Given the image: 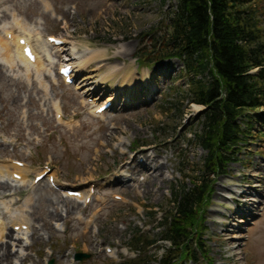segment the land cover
I'll list each match as a JSON object with an SVG mask.
<instances>
[{
  "label": "rangeland",
  "instance_id": "374dc122",
  "mask_svg": "<svg viewBox=\"0 0 264 264\" xmlns=\"http://www.w3.org/2000/svg\"><path fill=\"white\" fill-rule=\"evenodd\" d=\"M177 5V0H0V31L8 28L15 35H29L42 62L48 68L54 65L36 74L22 66L11 69L0 60V165L23 162L29 180L26 186L12 187L8 199L0 197V219L8 224L23 217L32 231L21 248L15 237L9 240L11 264L132 260L135 253L125 247H131L134 232L156 237L162 231L153 230L157 223L151 210L168 212L172 197L192 187L191 179L199 176L207 157L195 139L203 108L182 99L188 78L177 59L140 65L143 49L155 36L165 35V21ZM51 36L67 43L61 59L47 46ZM89 49L103 57L76 69L75 86L63 84L57 71L62 59L74 56L78 65L79 56ZM130 77L137 92L128 84ZM109 100H114L115 109L103 117L94 115L95 108ZM178 102L181 108L168 104ZM255 112L248 113L254 119L249 125L253 139L243 147L239 162H232L214 184L206 232L208 257L214 264H264V108ZM115 134L113 140L110 135ZM131 149L137 157L160 154L157 161L164 166L165 185L148 180L149 173H132L139 159H132ZM46 166L53 169L61 188L82 190L92 198L90 204L66 198L45 181L33 188L31 182ZM249 182L262 187L261 196L252 194L258 207L248 216L228 220L236 207L217 193L227 188L244 192ZM10 231L19 232L12 224ZM78 254L85 258L76 261ZM143 254L138 260L146 262L163 252L146 249Z\"/></svg>",
  "mask_w": 264,
  "mask_h": 264
},
{
  "label": "trees",
  "instance_id": "16d2710c",
  "mask_svg": "<svg viewBox=\"0 0 264 264\" xmlns=\"http://www.w3.org/2000/svg\"><path fill=\"white\" fill-rule=\"evenodd\" d=\"M177 2L165 21V35L155 36L143 49L142 64L171 58L181 62L188 78L182 99L204 107L195 139L207 157L199 176L192 177V187L174 195L173 208L158 224L163 229L158 236L138 230L131 242L140 257L158 242L169 247L155 260L124 264H183L198 258L194 245L201 240L214 179L238 160L249 142L253 117L248 113L264 107V0ZM254 70L258 72L250 74ZM168 104L181 108L180 102Z\"/></svg>",
  "mask_w": 264,
  "mask_h": 264
},
{
  "label": "bare ground",
  "instance_id": "6f19581e",
  "mask_svg": "<svg viewBox=\"0 0 264 264\" xmlns=\"http://www.w3.org/2000/svg\"><path fill=\"white\" fill-rule=\"evenodd\" d=\"M17 25L24 30V26L21 22H17ZM11 36V40L9 41L7 37ZM25 37L21 36V35H15L14 32L8 30V28H3L0 31V60L6 64L7 66H9L11 69H14L16 67H20L22 66L24 69L26 68L27 71L30 70H35L36 74H41L42 72H46L47 70L52 69V67L48 68V66H46L44 64V62H42L41 57L40 56H36L35 58V62L34 63H30L28 61V59L24 56V52H23V47L20 46V39H25V41H27V43L31 46V40H30V36H26ZM27 37V38H26ZM48 47L50 48H55L54 46H50L49 44H47ZM46 46V47H47ZM56 49V48H55ZM63 50V52L65 51L64 48H61ZM54 50V49H53ZM57 51L60 50V48L56 49ZM72 50L76 51L75 49L72 48ZM60 54L57 56V58H59L62 54L61 52H59ZM47 57L50 58V54L47 53ZM75 55H78V53L76 52ZM102 53L101 52H97V51H91L90 49L88 50V52H86V54L84 56H79V61H81L77 67H81L82 69H84L89 63H92L93 60L98 59V58H102ZM1 70V69H0ZM93 72V70H91ZM117 73H122V71L120 70ZM130 81L132 82H128L129 85L132 84V89L135 90L134 92H137L136 87L133 85L134 84V79L133 77H130ZM131 87V86H129ZM139 91V89H138ZM114 102V100H112ZM54 107H56V113L57 115H61V108L60 106H58L56 103L54 104ZM96 112V111H95ZM94 112V115H95ZM101 117H103V115H101ZM118 134V133H116ZM116 134L115 135H110V137L113 138V140L117 139L116 138ZM155 150V149H154ZM154 152V151H153ZM156 155L153 156L152 155H145L144 159L145 162L143 164V166L140 168V166H133L132 168V172L133 173H137L136 169L138 170V172H142L143 170L147 171L149 173L148 176V180H155V181H161L162 185H165L166 183V179L164 178V166H162L163 164H161V166L158 165V161H157V156H160L159 153L155 152ZM147 154V153H146ZM125 157V156H124ZM128 165H125L122 167L123 170H127L128 169ZM153 166V167H152ZM169 165H166L165 168H167ZM14 171H11V170ZM143 169V170H142ZM14 174L16 175H20L21 179L20 180H16L14 178ZM28 168H18L17 166L12 167V165H0V197L2 199H8L7 196H11L12 194H7L8 191H11L12 187H22V186H26L29 183L28 180ZM42 174V173H41ZM41 174H39V176H41ZM55 175V174H54ZM253 175V174H252ZM253 176H258V174L256 172H254ZM156 182L152 183L153 185ZM31 186L34 188L36 186H34L33 181L31 182ZM223 187V186H222ZM249 189L247 191H244L243 194H237V196L235 197L236 200L233 199V204L235 205L236 209L233 208V210H231V216H228V220H232L233 222L235 221V218H238L239 216H243L246 215L248 216L249 214H251V211L256 210V208L258 207V200H254L252 199V197H254L252 194L257 193L259 196H261L263 194L262 190H258V188H262L258 183L255 182V184L247 186ZM224 188V187H223ZM158 190V188H157ZM159 191V190H158ZM66 194L68 193V190L65 191ZM225 193L228 196H231L233 194H231L229 191H226L225 189H222V192L217 195L218 197H222V193ZM67 196V195H66ZM67 198H69L67 196ZM81 200H85L83 199V197L81 198ZM17 203H11V205H16ZM245 213H243V211H245ZM216 213V212H214ZM217 215V214H216ZM245 217V216H244ZM27 220H25L23 217L19 218V217H15L13 219L10 220V223L6 224L4 221H2L0 219V264H11L12 263V254H11V244L9 243L10 239H13L15 237V241L18 240V244L17 246H19L20 248L23 245V242L26 241V237L28 235L31 234V227L28 226V224L26 223ZM242 223H245L244 221ZM12 224L13 228L16 227H20V229L23 226H28V228H30V230H28V232H25L21 229V232L16 234V232H8V226ZM216 226H223L222 224H218L215 223ZM232 228V227H231ZM29 231H31L29 233ZM226 230H223V236H228V231L227 233H225ZM35 233L33 232L32 236ZM227 244H230V240H227ZM92 247L94 248V244H92ZM16 254H19V252L17 251Z\"/></svg>",
  "mask_w": 264,
  "mask_h": 264
},
{
  "label": "water",
  "instance_id": "95a60500",
  "mask_svg": "<svg viewBox=\"0 0 264 264\" xmlns=\"http://www.w3.org/2000/svg\"><path fill=\"white\" fill-rule=\"evenodd\" d=\"M85 255H80L78 259H84Z\"/></svg>",
  "mask_w": 264,
  "mask_h": 264
}]
</instances>
